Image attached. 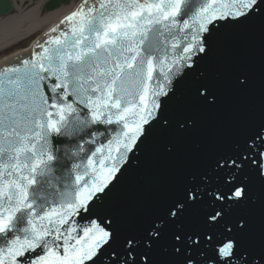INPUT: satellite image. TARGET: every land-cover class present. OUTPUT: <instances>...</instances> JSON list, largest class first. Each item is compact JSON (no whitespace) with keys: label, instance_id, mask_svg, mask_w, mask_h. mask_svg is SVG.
Wrapping results in <instances>:
<instances>
[{"label":"snow or ice","instance_id":"1","mask_svg":"<svg viewBox=\"0 0 264 264\" xmlns=\"http://www.w3.org/2000/svg\"><path fill=\"white\" fill-rule=\"evenodd\" d=\"M86 7L70 15L63 30L41 45L35 59L21 66L0 68V264H24L36 253L34 264H100L113 231L92 221L78 227L74 217L91 213L93 203L105 194L140 150L152 127L169 126L163 117L183 79L209 52V40L218 22L244 23L264 17V0H84ZM241 86L246 84L239 79ZM197 94L209 102L211 93L201 85ZM71 98V99H70ZM112 128L97 148L85 152L77 145L75 171L57 174L60 156L53 137L73 140L91 126ZM181 128L185 125H180ZM103 132L92 131L83 143H96ZM256 140L264 142L257 132ZM171 151V149H168ZM245 162L264 177V152L258 158L217 161L230 169L227 192L208 189V176L195 177L183 198L168 209L171 221L210 196L220 205L248 200L249 189L240 182ZM214 209L206 222L224 216ZM111 221H108L110 223ZM239 227H245L243 222ZM229 233L232 232L228 228ZM163 229L148 231L146 247L163 238ZM172 251L183 254V264H203L196 259L202 243L213 236L175 232ZM138 242H125L124 259L111 254L112 264H137ZM239 240L229 235L215 252L219 264H264V256L238 251ZM39 250V252H37ZM167 251V249H165ZM139 264H154L140 254Z\"/></svg>","mask_w":264,"mask_h":264},{"label":"water","instance_id":"2","mask_svg":"<svg viewBox=\"0 0 264 264\" xmlns=\"http://www.w3.org/2000/svg\"><path fill=\"white\" fill-rule=\"evenodd\" d=\"M67 2L69 0H51L45 9L54 11ZM81 7H86L84 0L75 12ZM12 11L11 0H0V17ZM68 17L53 29H65ZM53 29L31 50L25 52L40 35L10 57L1 59L0 63L18 55L0 68L22 67L21 61L35 59L41 52V45L58 35ZM240 78L246 80L245 85L239 84ZM201 85L208 88L214 102L210 103L197 94L196 89ZM163 117L169 120V126L161 129L154 125L140 150L130 154L129 163L118 178L105 194L94 201L92 212L73 218L78 227L96 221L114 232L115 238L104 250L100 264H112L110 257L113 252L123 260L128 239L138 242L137 264L140 254H147L154 264H183L184 255L172 251L171 237L178 231L182 234L196 233L201 237L205 234L213 236L211 242L202 243L197 249L200 254L196 259L203 264H219L215 247L229 235L240 242L238 254L264 256V177L259 176L257 168L249 162H245L243 171L239 173L243 177L240 182L246 183L249 189L248 200L235 206L220 205L210 196H204L177 220L171 221L167 215L173 203L183 198L185 188L195 177L206 174L210 181L208 189L228 191L231 185H225L224 180L233 174L232 170L218 169L217 161L239 159L241 155L258 158V153L264 152V142L259 140L249 147L257 132L264 134V17L240 24L218 22L209 40L208 54L198 60L197 67L183 79L175 97L167 103ZM116 127L93 125L73 140L53 137L54 152L60 156L57 174L66 178L72 171L74 175L79 157L72 153L77 145L86 150L80 154L86 157L88 152L112 135L111 129ZM92 131L105 135L96 138V143H83L91 138ZM214 209H222L225 213L223 218L218 223L206 222V217ZM240 222L245 225L243 229L239 227ZM157 224L163 229V238L148 249V231ZM228 228L232 229L231 233ZM35 256L36 253L28 255L24 264H34ZM232 264L238 262L234 259Z\"/></svg>","mask_w":264,"mask_h":264},{"label":"bare ground","instance_id":"3","mask_svg":"<svg viewBox=\"0 0 264 264\" xmlns=\"http://www.w3.org/2000/svg\"><path fill=\"white\" fill-rule=\"evenodd\" d=\"M45 1L46 0H40L34 8L22 14L0 20V52L31 38L33 35L37 34L44 25L66 15L63 9H61L42 16L41 7ZM18 5L22 6V2L19 1Z\"/></svg>","mask_w":264,"mask_h":264},{"label":"rangeland","instance_id":"4","mask_svg":"<svg viewBox=\"0 0 264 264\" xmlns=\"http://www.w3.org/2000/svg\"><path fill=\"white\" fill-rule=\"evenodd\" d=\"M47 1V0H46ZM45 1V2H46ZM81 0H71L70 4L66 5V6H63V11L66 13V14H69L70 12H72L76 6L79 4ZM22 2V6L21 5H18L17 6V9L16 11H14L13 13V16H17L19 14H22L24 13L25 11H28L30 9V6L29 7H25L28 3H32L33 5H36L40 2V0H21ZM25 5V6H24ZM19 8V9H18ZM41 11H42V7H41ZM46 15V14H45ZM44 16V15H43ZM65 16V15H64ZM62 17H60V19H57L55 21H52L46 25H44L41 30L33 35L31 38L5 50V51H2L0 52V60L5 58L7 55L13 53L14 51L18 50L19 48H21L22 46H24L25 44L29 43L30 41L34 40L35 38H37L39 35H41L43 32H45L46 30H48L51 26H53L54 24H56L59 20H61Z\"/></svg>","mask_w":264,"mask_h":264}]
</instances>
